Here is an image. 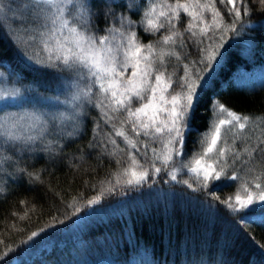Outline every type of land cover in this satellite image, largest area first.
Instances as JSON below:
<instances>
[{
    "label": "trees",
    "instance_id": "obj_1",
    "mask_svg": "<svg viewBox=\"0 0 264 264\" xmlns=\"http://www.w3.org/2000/svg\"><path fill=\"white\" fill-rule=\"evenodd\" d=\"M164 2L175 4L176 0H147L146 4L145 0H135V4L142 7L137 10L134 6L131 11L124 7L125 0H119L114 9L136 22L133 30L140 43H152L157 52L162 48L166 51L171 49L179 55V59L176 55L164 58L165 75L173 81L170 94L181 91L178 84L185 71L190 76L197 70L204 75L203 65L191 63L205 55L198 49L209 45L215 48L223 43V47L218 49L220 55L213 62L214 72L208 74L212 78L191 111L181 157L190 162L202 153L210 142L219 105L250 116L244 130L225 133L222 142L218 143V147L223 144L230 150L227 153L228 166L221 179H209L207 188H201L194 174L187 169L177 173L176 181L171 180L163 168L159 175L153 174L151 150L155 148L159 153L163 146L158 140L143 134L136 137L131 126L125 124L124 130L137 141L141 152L145 151L141 142L148 145L147 157L137 154L136 159L150 172L144 184L125 186L128 177L123 170L129 168L130 154L135 150L123 138L115 136L111 124H120L126 119V114L111 110V114L105 116L102 108L85 103L79 134L74 139L59 141L63 144V151L57 149L53 153L36 152L20 156L9 149L8 153L0 154V160L4 155H11L17 161L11 159L0 165L9 172H0V189L3 190L0 192V255L9 253L5 262L0 264H99L105 259L126 264L141 254H147L153 264H264V205L247 213H232L226 204L221 203L229 201L235 204L234 197L243 185L249 188L256 183L264 185V152L260 151L264 144L256 152H251L264 140V81L249 85L237 82L241 72L264 71V4L260 0H245L250 14L245 15L241 7V20L237 22L239 35L213 28L207 36H201L197 28L196 36L185 32L183 41L177 37L175 45H164L157 41L161 33H169L164 29L157 33L146 32L147 24L143 17L149 5L157 6L158 16L159 5ZM180 2L191 3L192 0ZM200 2L214 4L222 17L221 28L231 23L227 9L232 6L227 0L223 4L221 0ZM237 3L239 6V0ZM92 4L100 13L95 18L97 34L105 35L108 22L103 15V0H92ZM197 11H203L205 21L211 23L210 10ZM159 19L163 20L162 17ZM190 19L181 10L177 29L184 32ZM7 23L11 33L12 26ZM197 24L202 26L201 21ZM221 34L223 41L220 40ZM13 39L19 40L17 36ZM13 39L0 30V69L9 76L10 82L36 88L44 96H53L58 93V86L73 77L70 73L42 70L29 64L18 53ZM181 42L185 47H180ZM35 51L41 60L48 55L38 47ZM184 65L188 68L185 69ZM208 75L205 80H208ZM88 83L82 80V84ZM97 92L98 88L93 87L94 97ZM132 106H137L135 101ZM108 117L113 119L109 121ZM204 133L208 135L204 136ZM110 139H115L119 147L111 144ZM90 143L95 146L89 147ZM234 153L239 155V159L233 163ZM156 166L162 167L159 161H156ZM18 168L38 173L40 180L24 177ZM226 174L236 175L238 179H225ZM117 179L119 185L116 184ZM183 180H188L198 190L193 191L186 184L177 182ZM110 188H115V192H109ZM101 193L103 196L98 205L91 209L85 207L89 199L101 196ZM75 208L80 212L74 215ZM247 214H258L262 218L245 219ZM32 232L39 235L29 240Z\"/></svg>",
    "mask_w": 264,
    "mask_h": 264
},
{
    "label": "snow or ice",
    "instance_id": "obj_2",
    "mask_svg": "<svg viewBox=\"0 0 264 264\" xmlns=\"http://www.w3.org/2000/svg\"><path fill=\"white\" fill-rule=\"evenodd\" d=\"M260 2L264 4V0ZM103 3V15L108 24L104 29L106 34L98 35L95 18L100 13L93 6L92 0H0V30L10 39L18 35L23 37L19 40L13 39L18 53L35 67L42 70L55 69L59 72L70 73L74 77L70 85V94L63 100L59 95L44 96L38 89L32 87L0 89V99L8 102L5 108L11 103L18 102L25 95L51 101L54 106L67 105L64 111L5 112L3 116H0V154L8 153L9 149L20 156L25 153H53L57 149L63 151V144L59 141L65 138L74 139L79 134L83 105L88 103L97 109L110 107L113 112L126 114V119L120 121L121 127L116 128L114 133L135 150V153L130 154L132 167L123 170V174L129 177L125 181L126 185H142L148 181L150 174L149 168L139 164L136 159L137 154L147 157L148 145L141 142L145 149L141 152L137 141L124 130V125L128 124L136 137L143 134L153 140H158L163 146L162 152L158 153L155 148L151 150V172L153 174L159 175L163 168L165 173L170 175L171 180L176 181L177 173L187 169L194 174L201 188H207L208 180H220L221 174L228 166L227 153L230 150L223 144L218 147V142H222V129L227 126L229 131L232 128L242 131L250 120L248 115L231 111L223 104L219 105V111L226 113V118L220 119L215 125L211 132L210 142L203 148L202 153L190 162L181 159L184 155V133L188 130L191 111L195 103L199 101L200 93L212 78L208 74L214 71L213 62L220 55L218 49L223 47V43L216 45L215 48L209 45L198 49L205 55L191 63L203 65L204 75H201L199 70L193 72L191 76L185 71L178 84L181 91L170 94L169 89L172 88L173 81L165 75L167 69L164 65V58L166 55H176L179 59V55L171 49L166 51L162 48L157 52L152 43H140L137 33L133 30L136 22L124 12H117L114 9V5L118 4L119 0H103ZM146 3L147 0H145ZM221 3L223 4L224 0H221ZM227 3L232 6L227 9L232 19L231 23L223 28H221L222 17L212 3L202 4L200 0H192L191 3H181L180 0H176L175 4L164 2L159 5L158 16L157 6L149 5L143 13L147 24L145 31L157 33L164 29L169 34L161 33L157 41L164 45H175L177 37L183 41L185 32L192 37L196 36L197 28L201 36H207L213 28L220 29L222 33L231 32L239 35L240 28L237 27V22L241 20V7L244 8L245 15L250 14V9L245 0H239V6L237 0H227ZM134 6L137 10L142 7V5L135 4V0H125L124 7L128 11L133 10ZM197 9L212 12L210 24L205 21L204 12L197 11ZM181 10L191 18L187 21L184 32H180L176 27ZM160 17L163 20L159 19ZM197 21H201L202 26L197 24ZM7 22H10L12 26L11 33ZM141 23L143 24L144 21L142 20ZM243 26L241 23V27ZM115 37H119V41L113 44ZM223 39L224 36L221 34L220 40L223 41ZM37 47L41 52L48 53L44 60L37 58L39 55L35 51ZM180 47H185L183 42ZM184 68L187 69L188 65H184ZM129 69H131L130 72ZM205 75H208V80H205ZM86 78L94 79L81 87L80 81ZM97 85L98 92L94 97L92 88ZM133 101L137 104L135 108L132 106ZM104 115L107 116V113ZM111 119L113 117H108L109 121ZM49 137L53 139L50 140ZM110 143L117 145L115 139H110ZM203 143L204 141H201V144ZM261 144H264V140L252 148L251 152L260 149ZM94 146L89 144V147ZM245 151L248 150L245 149ZM260 151L264 152V149ZM209 154L213 155L209 156ZM207 159H211L212 164L205 163ZM235 159H239V155L234 153L233 163ZM10 160L11 155H4L0 160V165ZM156 161H159L162 167H157ZM170 165L171 168H169ZM214 165L218 166L219 170ZM137 167L141 168L139 172L136 170ZM18 171L30 180H40L36 172H30L25 168H18ZM0 172H3V167H0ZM225 179L235 181L238 177L226 174ZM177 182L186 184L193 191L198 190L193 188L188 180ZM119 183L117 179L116 184L119 185ZM255 188L257 191L249 192L244 199L236 196L235 204L229 201H221V203L226 204L232 213L242 210L251 211L250 206L257 202L264 204V186L256 183ZM115 190V188H110L109 192H115ZM2 191L0 189V192ZM245 191H248L247 186H245ZM102 196L103 193L101 196L89 199L85 207L91 209L98 205ZM214 198L219 199V197ZM209 207L212 206L209 205ZM79 212L80 209L75 208L73 214ZM38 235L39 233L32 232L29 240ZM8 255V252L0 255V262H5Z\"/></svg>",
    "mask_w": 264,
    "mask_h": 264
},
{
    "label": "rangeland",
    "instance_id": "obj_3",
    "mask_svg": "<svg viewBox=\"0 0 264 264\" xmlns=\"http://www.w3.org/2000/svg\"><path fill=\"white\" fill-rule=\"evenodd\" d=\"M17 38L21 39L20 36H17ZM118 41H119L118 38L115 41L113 40V44L117 43ZM130 71H131V69H129V72ZM213 72H210L209 74L212 75ZM73 79H74V77H70L69 80L68 81L66 80V82L62 86H60V87L58 86L57 87L58 88L57 89V92L58 93H56L53 96L59 95L60 98H61V100L65 99V97L70 94V91H71L70 85H71ZM91 79H94V78H86V79H84V81L87 80L88 82H90ZM62 81H64V80L62 79ZM263 81H264V71H254V72H247V73H242L241 72L238 75V77H237V82L240 83V84H243V85H249V84H252V83H262ZM53 83L54 82H52V84ZM85 85L82 84V80H81L80 81V86L81 87H84ZM5 87H7V88H13V87H21V86L20 85H17L16 83L10 82L9 81V76L2 69H0V89H3ZM94 87L95 88L96 87L98 88V85L97 86H94ZM21 88H24V87H21ZM45 96H48V94L45 95ZM48 97H52V96L49 95ZM37 99H40V101L38 102ZM6 103H8L6 100L0 99V116H3L5 112L15 113V112H22V111H29V112L35 111L37 113H46V112L56 111V110H58V111H64L67 108V105L60 104V105H55L54 106L51 101H45V100H43L40 97L37 98L36 96H28V95H25V96L21 97L18 100V102H16V103L9 104V106L7 108H5V104ZM102 110H103V113H107V115L109 116L111 114V110L112 109L110 107H104V108H102ZM217 117H216V119L213 122L211 132H212V130L214 129L215 125L218 123V121L220 119L226 118V113H221L218 110ZM248 124L249 123H247V125ZM111 127L114 128V129H116V128H120L121 126H120L119 123H116L115 122V123H112L111 124ZM233 130L239 131V129H237V128H232L229 131L228 130V127L225 126V128L222 129V136L225 133H229L230 134L231 132H233ZM211 132H210V134H211ZM30 154H32V153H30ZM211 155H213V154H209V156H211ZM11 159L14 162H17L16 159H14V158H11ZM129 163L130 164L128 165V167L131 168L132 167L131 160H130ZM205 163L212 164V160L211 159H207L205 161ZM214 167H217V170H219L218 166H215L214 165ZM136 170L139 172L141 170V168L140 167H137ZM3 173L4 174H7V173L9 174V172L7 170H3ZM124 184H125V182H124ZM125 186H126V184H125ZM245 186L246 185H243L241 187V190L235 195L233 201H235L236 196H240L242 199H244V198H246V196L248 195L249 192H253L254 193V192L257 191V189L255 188V186H253L251 188L247 187L248 188V191L246 192L245 191ZM262 186H264V185H262ZM263 205L264 204H261V203L257 202L255 205L250 206V207L253 210V209L258 208V207H261ZM242 211L243 212H246V213L248 212V210H242ZM244 217H245V219H248V218L250 219V217H251L253 219H259V220L262 218V216L261 215H258V214H247ZM99 264H120V263H116V262H114L111 259H105L104 261H102ZM126 264H153V263L150 262V259H149V257H148L147 254H141V255H138V256L133 257Z\"/></svg>",
    "mask_w": 264,
    "mask_h": 264
}]
</instances>
